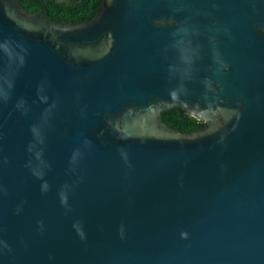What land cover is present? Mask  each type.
Returning a JSON list of instances; mask_svg holds the SVG:
<instances>
[{
  "label": "water",
  "instance_id": "water-1",
  "mask_svg": "<svg viewBox=\"0 0 264 264\" xmlns=\"http://www.w3.org/2000/svg\"><path fill=\"white\" fill-rule=\"evenodd\" d=\"M0 264H264V0H0Z\"/></svg>",
  "mask_w": 264,
  "mask_h": 264
},
{
  "label": "trees",
  "instance_id": "trees-1",
  "mask_svg": "<svg viewBox=\"0 0 264 264\" xmlns=\"http://www.w3.org/2000/svg\"><path fill=\"white\" fill-rule=\"evenodd\" d=\"M29 14L40 13L57 24L78 25L90 23L97 15L103 0H15ZM163 122L176 132L185 135L201 131L205 123L182 109H171L162 114Z\"/></svg>",
  "mask_w": 264,
  "mask_h": 264
}]
</instances>
